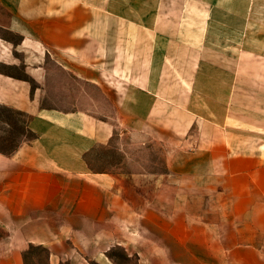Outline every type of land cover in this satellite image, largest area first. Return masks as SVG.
Here are the masks:
<instances>
[{
    "label": "crops",
    "instance_id": "1",
    "mask_svg": "<svg viewBox=\"0 0 264 264\" xmlns=\"http://www.w3.org/2000/svg\"><path fill=\"white\" fill-rule=\"evenodd\" d=\"M0 106V264H264V0H0Z\"/></svg>",
    "mask_w": 264,
    "mask_h": 264
},
{
    "label": "rangeland",
    "instance_id": "2",
    "mask_svg": "<svg viewBox=\"0 0 264 264\" xmlns=\"http://www.w3.org/2000/svg\"><path fill=\"white\" fill-rule=\"evenodd\" d=\"M184 63V59H183ZM26 116L0 106V152L11 153L21 141L28 139L31 134L25 129ZM123 138H125L123 136ZM119 142L115 146H119ZM162 150L155 145L147 149L132 148L130 152L136 157L135 161L145 162L148 169H159L162 165ZM91 166L96 170H110L114 164L120 161L119 152L114 148H95L87 157ZM122 169H136L138 165L134 162L120 166ZM107 256L115 264H138L135 256H126L122 247H113L107 252ZM25 264H47V251L41 246L30 245L24 254ZM66 264V263H62ZM92 264H99L92 262Z\"/></svg>",
    "mask_w": 264,
    "mask_h": 264
}]
</instances>
